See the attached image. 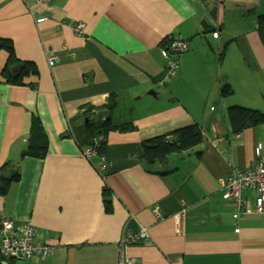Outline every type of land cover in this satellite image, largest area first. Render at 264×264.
I'll list each match as a JSON object with an SVG mask.
<instances>
[{"label": "crops", "instance_id": "1", "mask_svg": "<svg viewBox=\"0 0 264 264\" xmlns=\"http://www.w3.org/2000/svg\"><path fill=\"white\" fill-rule=\"evenodd\" d=\"M238 2L218 0L213 17L201 0H0V40L18 61L0 50V175L6 165L20 176L0 195V220L32 226L53 248L43 260L0 264H264V215L249 192L238 214L218 182L254 169L258 145L264 158V124L233 134L226 116L230 106L264 111V46L254 20L243 28ZM167 38L189 48L161 83ZM18 63L35 69L24 79L34 88L5 80ZM224 85L233 94L223 98ZM34 118L43 159L27 155ZM106 118L136 129L107 133L101 172L99 155L85 158L79 144L89 120ZM193 125L200 145L150 169L140 160L144 141ZM140 227L147 240L124 244Z\"/></svg>", "mask_w": 264, "mask_h": 264}, {"label": "trees", "instance_id": "2", "mask_svg": "<svg viewBox=\"0 0 264 264\" xmlns=\"http://www.w3.org/2000/svg\"><path fill=\"white\" fill-rule=\"evenodd\" d=\"M205 6L210 10L213 17L216 15L218 0H201ZM253 11V10H252ZM255 30L259 35L261 42L264 46V13L256 16ZM165 42V40H164ZM4 49L10 60L18 62L15 59L14 50L12 43L7 40H0V50ZM19 70L16 74L3 73L5 74V80L17 85H26L25 78L35 76L36 71L31 64H20L16 66ZM30 87L34 88V83L29 84ZM233 94V89L229 85H224L221 88V96L228 97ZM112 102L109 103L108 108L112 109ZM227 121L231 132L233 134H239L243 130L253 128L264 124V111L248 108L243 106H230L226 110ZM136 128L131 122L114 124L110 118L93 122L89 120L88 123L83 127V140L79 144L80 148H90L99 156L104 155L106 145V135L111 131L115 132H130ZM203 142V135L198 126L193 125L182 129L175 130L164 136L155 137L146 140L142 143V153L140 160L143 161L146 166L150 169L154 165L163 164L167 161L169 155L173 153H181L200 145ZM48 143L43 131L41 122L38 118H34L31 122V131L28 139L27 155L43 159L48 150ZM6 165L1 169L0 175V195H4L10 184L13 181H18L20 176L12 172L9 175L5 174ZM103 203L106 211H110V200L111 194L106 186L102 189Z\"/></svg>", "mask_w": 264, "mask_h": 264}, {"label": "built area", "instance_id": "3", "mask_svg": "<svg viewBox=\"0 0 264 264\" xmlns=\"http://www.w3.org/2000/svg\"><path fill=\"white\" fill-rule=\"evenodd\" d=\"M45 1V0H40ZM45 16L37 19V23H42ZM84 28L83 23L75 25V32L80 33ZM214 38L218 33L212 34ZM189 44L180 38H167L163 43V57L166 60L165 74L161 83L171 80L176 75L178 61L181 55L188 51ZM49 65L55 63L56 57L52 54L48 56ZM87 159L97 155L95 151L87 148L82 151ZM262 146L255 148V154L258 158L257 166L251 170L233 172L226 178H219V186L222 198L225 201H231L235 205L238 214H244L248 205L251 193L252 210L255 214L264 215V158L261 157ZM99 171L106 169L104 155L99 156ZM153 214L157 219L163 218V214L158 206L152 208ZM147 231L140 227L133 233H126L123 243L126 245L136 244L147 240ZM52 246L41 243L37 240L35 229L27 224L16 225L10 218L0 220V257L12 260H43L52 253Z\"/></svg>", "mask_w": 264, "mask_h": 264}, {"label": "rangeland", "instance_id": "4", "mask_svg": "<svg viewBox=\"0 0 264 264\" xmlns=\"http://www.w3.org/2000/svg\"><path fill=\"white\" fill-rule=\"evenodd\" d=\"M232 1L235 2L237 0H232ZM249 4L250 6H247ZM238 5H239L237 8L238 12L239 13L243 12L244 15H247L246 18L241 20V24L243 28H245V26L250 27L251 20L255 21L257 15L264 13V0H239ZM231 9L233 10L234 8H231ZM248 9H253V11L251 12L253 14L251 15L247 14Z\"/></svg>", "mask_w": 264, "mask_h": 264}, {"label": "water", "instance_id": "5", "mask_svg": "<svg viewBox=\"0 0 264 264\" xmlns=\"http://www.w3.org/2000/svg\"><path fill=\"white\" fill-rule=\"evenodd\" d=\"M149 95H152V96H154L153 92H149Z\"/></svg>", "mask_w": 264, "mask_h": 264}]
</instances>
